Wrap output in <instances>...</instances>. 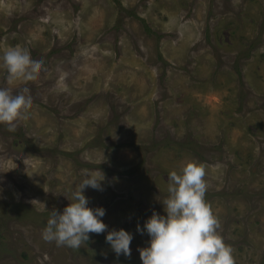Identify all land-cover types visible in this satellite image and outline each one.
Wrapping results in <instances>:
<instances>
[{
	"label": "rangeland",
	"instance_id": "obj_1",
	"mask_svg": "<svg viewBox=\"0 0 264 264\" xmlns=\"http://www.w3.org/2000/svg\"><path fill=\"white\" fill-rule=\"evenodd\" d=\"M187 25V26H186ZM43 60L15 130L0 123V264H142L168 172L205 165V199L235 264H264V0H0V56ZM85 170L108 226L79 248L46 241ZM133 234L119 257L105 233Z\"/></svg>",
	"mask_w": 264,
	"mask_h": 264
},
{
	"label": "clouds",
	"instance_id": "obj_2",
	"mask_svg": "<svg viewBox=\"0 0 264 264\" xmlns=\"http://www.w3.org/2000/svg\"><path fill=\"white\" fill-rule=\"evenodd\" d=\"M7 71V80L28 81L43 68V60L33 56L27 47L13 46L0 56ZM32 96L27 88L13 91L0 87V123L9 131L15 130V121L27 115ZM205 165L188 160L179 170L168 172L167 193L162 201L163 212L152 210L151 215L138 223L137 232H146L149 240L138 247L142 264H235L232 246L220 235L219 220L205 199L207 188ZM104 174L85 170L80 183L72 191L69 203L61 211L50 210L42 238L73 249L89 240V233H101L108 226L101 219L102 206L90 207L84 194L86 187L102 190ZM133 234L124 228H113L105 233V240L119 257L129 256Z\"/></svg>",
	"mask_w": 264,
	"mask_h": 264
},
{
	"label": "bare ground",
	"instance_id": "obj_3",
	"mask_svg": "<svg viewBox=\"0 0 264 264\" xmlns=\"http://www.w3.org/2000/svg\"><path fill=\"white\" fill-rule=\"evenodd\" d=\"M187 26V25H186Z\"/></svg>",
	"mask_w": 264,
	"mask_h": 264
}]
</instances>
